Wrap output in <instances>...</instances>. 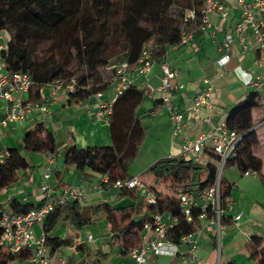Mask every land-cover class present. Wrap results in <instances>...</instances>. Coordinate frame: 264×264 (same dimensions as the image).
<instances>
[{
    "label": "trees",
    "instance_id": "1",
    "mask_svg": "<svg viewBox=\"0 0 264 264\" xmlns=\"http://www.w3.org/2000/svg\"><path fill=\"white\" fill-rule=\"evenodd\" d=\"M205 0H0V30L7 32L5 49L0 51L4 71L28 72L33 85L28 97L38 99L46 84L60 80L67 95V103L87 100L95 93L102 95L113 81L116 68L126 63V71L132 73L144 45L150 44V56L161 62L169 45L180 44L182 30L198 32L201 8ZM186 10H193V18L186 17ZM109 60L118 61L112 66L110 76L99 72V65ZM73 80V89L67 85ZM149 93V89L137 85L121 88L110 103L107 116L110 143L67 147L62 154L63 164L74 165L77 171L85 168L111 179L129 177L127 170L137 157L146 136L137 109ZM257 91L249 90L246 96L233 105L225 116L229 129L240 134L235 156L226 164L235 165L241 173L253 170L264 185L262 161L254 154L257 135L252 123V110L261 108ZM158 101V100H157ZM26 153H44L54 156L57 152L55 136L45 122L38 121L25 129L20 147H9L0 161V191L17 183L21 174L30 168ZM156 184L167 182V190H154L157 205L148 204L143 195L132 204L111 207L101 203L89 209L85 215L78 202L56 208L41 223L44 242L53 254L68 246L69 239L51 236L50 232L62 220L79 230L91 224V217L98 212L105 214L111 224V239L120 240L121 253L137 244L143 224L155 209L168 210L178 221L170 229L176 241L182 234L192 231L197 225L196 217L187 222L181 215L175 198L177 187L190 183L196 187L211 184L216 177L214 160L206 165L192 162L182 156L164 157L154 161L146 170ZM221 197L229 196L231 184L220 176ZM135 192L136 189H129ZM127 190H124L126 193ZM32 207L17 199L8 202L4 211L26 213ZM224 223V220L221 221ZM1 233V230H0ZM77 249H83L78 245ZM249 259L254 264H264V237L251 236L247 241ZM30 249L11 253L0 246V264L31 258ZM70 264V262L68 263ZM222 264H237L234 261Z\"/></svg>",
    "mask_w": 264,
    "mask_h": 264
},
{
    "label": "crops",
    "instance_id": "2",
    "mask_svg": "<svg viewBox=\"0 0 264 264\" xmlns=\"http://www.w3.org/2000/svg\"><path fill=\"white\" fill-rule=\"evenodd\" d=\"M228 6L226 18L223 20L218 12L209 14L210 27L205 31L193 34L187 44L169 45L166 50V60L169 65L178 71L175 82L183 84V88L173 93L172 101L182 110L190 107L195 93L201 88L200 79L209 78L211 90V107L202 108L201 115L210 117V123L201 119L189 118L183 132V137H193L199 132L210 130L221 119H224L228 110L238 101L242 100L249 90L248 81L259 73L255 64L257 51L254 49L250 34L246 37V50L242 51L237 43H234L230 51V60L221 67L217 63L219 52L218 43L223 38L224 32L233 28L239 19V10L232 0H220ZM218 27L212 34V26ZM4 68L0 62V72ZM160 63L154 62L146 74L136 76V82L140 88H148L149 93L145 96L149 103L143 105L145 99L137 109L143 124L146 127V139L148 151L143 167L134 176L147 168L157 159L164 157L180 156L179 140L171 136V124L165 109L160 108L159 93L155 90L160 84ZM118 85L112 84L103 93L100 102L111 103L118 93ZM48 92L43 88L42 94ZM65 89L59 90L48 102L49 113L42 115L38 111L31 112L28 119L21 124H11L6 127L0 125V152L13 146L12 137L18 138L19 129L34 125L43 121L47 129L52 131L57 143V152L53 156L51 164V175L49 182L55 187L69 185H80L86 196L79 203L83 214L88 215L89 209L101 203L109 204L111 207L128 206L132 204L134 197L137 200L142 195L141 191L132 192L129 189H117L111 186L97 191L95 186L99 180V174L85 168L77 171L74 165L63 164L62 151L71 145L85 147L93 145H105L110 143L108 123L103 118L95 116L98 101L89 97L87 100L75 104L67 103ZM158 100V101H157ZM6 103L0 99V117L2 116ZM253 126L264 120V103L261 108L252 110ZM257 135V144L253 151L262 161L261 172L264 174V124L254 127ZM21 134V136L23 135ZM161 147L159 146V141ZM141 146V148H142ZM14 147V146H13ZM140 148V149H141ZM140 151V150H139ZM48 154L29 152L26 159L30 168L21 174L20 180L14 185L0 191V204L6 207L12 199L19 202H28L37 206L42 198L40 184L42 173L47 165ZM212 156L205 153V157ZM215 157L213 158V160ZM225 174L222 178L231 184L229 198L232 203L224 209L222 228L219 236V250L217 251V236L208 231L199 241L197 248V260L191 263L188 257L182 254L176 256L150 255L152 264H222L234 261L237 264H245L249 261L247 241L251 236L264 237V185L258 175L253 171L248 174L241 173L233 164H225ZM224 168V167H223ZM152 176V175H151ZM153 177H151L152 179ZM149 180V183L151 181ZM124 190H127L124 193ZM71 202H69L70 204ZM240 213L239 219L234 216ZM91 224L85 225L77 230L70 224L60 220L50 232L51 236L61 239H69L68 246L61 247L51 254V260L60 264H131L132 260L127 253H121L120 240L111 239V224L107 222L105 214L98 212L91 217ZM41 230V225L34 226L35 234ZM90 236V238H89ZM82 245L83 249H77ZM184 251V248H180ZM8 264H34L31 258L27 260H14Z\"/></svg>",
    "mask_w": 264,
    "mask_h": 264
},
{
    "label": "built area",
    "instance_id": "3",
    "mask_svg": "<svg viewBox=\"0 0 264 264\" xmlns=\"http://www.w3.org/2000/svg\"><path fill=\"white\" fill-rule=\"evenodd\" d=\"M232 1L239 10V19L232 29L224 32L223 38L218 43L217 63L224 67L229 62L230 51L234 43H237L242 51L246 50V37L250 34L254 49L258 54L255 64L259 68V73L248 81V85L259 93V102L262 104L264 103V0ZM227 10L228 6L220 0H205L201 8V20L197 30L205 31L210 27V13L218 12L224 20ZM193 16V10H186L187 18H193ZM217 29L218 27L213 25L212 34ZM193 34V31L182 30L180 44H187L192 39ZM7 39V32L0 30V51L5 49ZM149 49L150 44L143 46L132 73H127L126 63L117 66L112 80L119 82L118 92L121 88L129 85L138 86L136 76L146 74L149 71L154 63ZM160 70V84L155 90L159 93L161 106L156 111L165 109L167 112L171 124V136L180 139V156L201 165L212 162L216 156V177L207 186L196 187L190 183H184L177 187L175 198L178 206H180L182 217L187 222H191L196 217L198 225L192 231L182 234L176 241L172 238L170 229L178 221L177 217L168 210L155 209L151 213L149 220L142 226L139 241L126 252L132 260L131 264H152L149 261L150 255L176 256L179 254L188 257V260L193 263L198 258L196 252L199 241L208 231L216 234L218 251L222 215L226 206L232 203L228 196L224 199L221 197L220 173L227 160L235 156L240 134L229 129L224 118L208 131L199 132L193 137H183L189 118L201 119L203 122L210 123V117L202 116L201 109L211 107V82L206 77L200 79L202 86L195 93L190 107L185 111L172 101L173 93L182 89L183 84L174 81L178 71L169 65L166 60V53L160 62ZM73 82L71 80L67 85L68 90L73 89ZM32 85L33 80L28 72H0V99L6 103L4 112L0 117L1 126L24 123L33 111H38L42 115L48 114L50 98L63 88L62 81L54 80L46 84L45 88L48 89L46 94H42L38 99H31L28 97V91ZM92 97L98 101L97 109L94 112L95 116L107 121L110 103L100 102L102 98L100 92L95 93ZM260 124H264V120L254 127ZM205 153L214 157L209 156L207 158ZM3 158V155L0 154V161ZM46 160L47 165L44 167L39 186L42 198L37 206L32 207L26 213H9L4 211L0 204V246L11 253L21 249H30L32 251L31 260L34 264H60L51 260V254L44 242L45 235L42 229L38 234H35L34 226L41 225L47 214L56 208L66 206L69 202H83L86 193L80 185L59 188L53 186L49 182L53 157L48 154ZM251 172L253 171L247 170L244 174ZM109 186L117 189H137L141 191L146 203L157 205L154 190L136 176L113 180L108 173L99 174V180L95 186L96 190L100 192ZM240 216L241 214L238 213L234 219L237 220ZM180 248H184V251L181 252ZM216 264L218 263L216 262Z\"/></svg>",
    "mask_w": 264,
    "mask_h": 264
},
{
    "label": "rangeland",
    "instance_id": "4",
    "mask_svg": "<svg viewBox=\"0 0 264 264\" xmlns=\"http://www.w3.org/2000/svg\"><path fill=\"white\" fill-rule=\"evenodd\" d=\"M118 64V61H115V60H109L107 63H104V64H100L99 65V72L101 73V75L107 77V76H110V73H111V68H113L114 66H116ZM113 66V67H112ZM145 104L149 103L148 99H145L144 101ZM23 133V129H19L18 130V134L16 135L18 138H15L14 136L12 137V143H13V146L14 147H20L21 145V134ZM151 141V137L146 139L144 145L142 146V148L140 149L137 157L135 158V160L133 162H131V164L129 165L128 167V170H127V173L128 174H134L136 171H138L141 167H143L144 163H146V158L148 156L147 153L150 152V155L154 152V150L152 151H148L147 150V147H148V142ZM159 146L161 147V142H163V140L161 139L159 141ZM12 146V147H13ZM21 152L26 156V153L25 151L21 150ZM64 151H62L63 153ZM147 154V156H146ZM216 157V156H215ZM149 159V158H147ZM214 162L216 163L217 162V159L215 158L214 159ZM227 165L224 166V168L221 170V173H220V176H222L223 174H225V167ZM134 176H136L139 180L145 182L146 184H148L149 186L153 187V188H156L158 190H164L166 191L167 190V187H168V183L167 182H160L158 184H156L153 180V178L151 179V174L147 171H144L142 170L141 172H138L136 173ZM151 179L150 183H149V180ZM245 264H248L247 261L244 262ZM249 264L250 261H249Z\"/></svg>",
    "mask_w": 264,
    "mask_h": 264
}]
</instances>
